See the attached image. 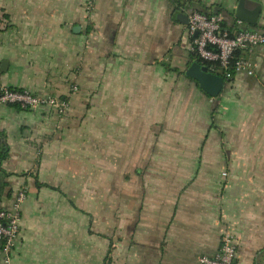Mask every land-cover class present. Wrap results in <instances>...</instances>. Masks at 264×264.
Here are the masks:
<instances>
[{"label": "crops", "instance_id": "crops-1", "mask_svg": "<svg viewBox=\"0 0 264 264\" xmlns=\"http://www.w3.org/2000/svg\"><path fill=\"white\" fill-rule=\"evenodd\" d=\"M239 1L0 0L1 83L68 105H0V207L27 190L0 264H201L227 232L236 264H264V47L216 98L186 75L190 10L264 31V0L257 27ZM109 174L114 233L108 193L93 203Z\"/></svg>", "mask_w": 264, "mask_h": 264}, {"label": "built area", "instance_id": "built-area-1", "mask_svg": "<svg viewBox=\"0 0 264 264\" xmlns=\"http://www.w3.org/2000/svg\"><path fill=\"white\" fill-rule=\"evenodd\" d=\"M94 0H90L86 10L90 11ZM191 0H182L186 6ZM188 31L197 38L193 40L192 53L201 61L210 64L209 69L220 70L225 81H231L234 75L246 72L253 75L249 60L242 52H252L264 47V31L242 30L235 33L224 27L221 14H207L190 10ZM242 24V21H238ZM0 105L18 106L23 110L40 107L55 108L62 116L68 105L52 97H40L25 90H15L4 86L0 79ZM27 199V190L19 189L13 194L9 208L0 207V245L7 263L15 250L20 234L22 206ZM238 258L235 236L227 232L223 235L220 251L213 257H202L201 264H236Z\"/></svg>", "mask_w": 264, "mask_h": 264}, {"label": "water", "instance_id": "water-1", "mask_svg": "<svg viewBox=\"0 0 264 264\" xmlns=\"http://www.w3.org/2000/svg\"><path fill=\"white\" fill-rule=\"evenodd\" d=\"M261 13V6L256 3H252L249 0H240L236 9L235 18L243 21L245 24L257 27L258 21ZM185 21L188 23V17L185 16ZM198 33L194 34L197 38ZM186 75L194 80H196L201 89L205 91L208 95L216 98L220 95L223 90L225 80L223 77L210 71L209 67L198 61H193L188 68Z\"/></svg>", "mask_w": 264, "mask_h": 264}, {"label": "rangeland", "instance_id": "rangeland-1", "mask_svg": "<svg viewBox=\"0 0 264 264\" xmlns=\"http://www.w3.org/2000/svg\"><path fill=\"white\" fill-rule=\"evenodd\" d=\"M195 57L197 58V56H195ZM92 186L94 187L95 185L92 184ZM117 186L118 185L115 183V178H113V182H112L111 175L109 174L108 183L106 185H99L98 184V185H96V187H94V188H96L95 190H96V192L98 194L97 195L98 200H93V203H95V204H98V202H99L100 188H102L103 192L108 193V206H111L112 209H111V211L109 210V213L107 214V217L104 218V220L106 219V222H107L106 227H109V233H114V227H118L116 225L117 217H116V215L114 213V205H115L114 195L116 193L115 189L117 188ZM4 187H6V184L4 185ZM23 189H25V188H23ZM13 191H14L13 193L16 192L15 190H13ZM92 219H93V223H94V217H92ZM108 264H111L110 257H109V260H108Z\"/></svg>", "mask_w": 264, "mask_h": 264}, {"label": "trees", "instance_id": "trees-1", "mask_svg": "<svg viewBox=\"0 0 264 264\" xmlns=\"http://www.w3.org/2000/svg\"><path fill=\"white\" fill-rule=\"evenodd\" d=\"M226 26H227V24L224 23V27H226ZM194 58H195V61H198V62L205 64V65L210 67V64L205 63L196 57H194ZM15 107L20 108L18 106H15ZM8 150H9V148H8L6 142L4 140L0 141V170H1V166H2L3 162L7 159Z\"/></svg>", "mask_w": 264, "mask_h": 264}]
</instances>
